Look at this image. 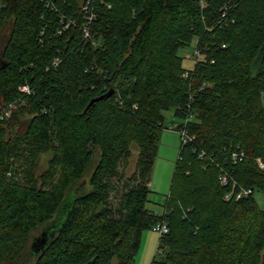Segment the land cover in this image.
Segmentation results:
<instances>
[{"label":"trees","instance_id":"1","mask_svg":"<svg viewBox=\"0 0 264 264\" xmlns=\"http://www.w3.org/2000/svg\"><path fill=\"white\" fill-rule=\"evenodd\" d=\"M263 44L264 0H0V264H133L162 222L153 263L264 264ZM182 127L159 215V135Z\"/></svg>","mask_w":264,"mask_h":264},{"label":"rangeland","instance_id":"2","mask_svg":"<svg viewBox=\"0 0 264 264\" xmlns=\"http://www.w3.org/2000/svg\"><path fill=\"white\" fill-rule=\"evenodd\" d=\"M79 3L82 0H78ZM82 12L84 16L91 17L92 13H88L85 4L82 6ZM195 46L193 43L190 45L180 48L178 54L183 57V66L185 68H192L194 65V60L190 58ZM164 122L166 125H170L173 120L174 125L181 123L182 119L173 117V110L163 111ZM175 121V122H174ZM172 123V124H173ZM180 144V136L177 131L170 128H165L161 130L159 135L158 149L156 158L153 165V170L151 173L149 187L150 192L147 196L148 201L146 206L154 211L156 214H161L164 211V203L166 196L169 191L170 181L173 175L174 164L178 154V147ZM51 156L50 151L42 152L37 161V172L41 173L47 166V160ZM137 156V148L135 145L131 146V156L125 163V172L130 174L134 169ZM253 198L258 207L264 208V191L255 190L253 193ZM40 230L38 229L34 235H38ZM159 239V234L151 228L145 227L140 232L139 246L137 248L136 254L134 256L133 264H160L158 262L153 263L154 254L157 248ZM32 242L30 240L29 244ZM28 244V245H29Z\"/></svg>","mask_w":264,"mask_h":264},{"label":"built area","instance_id":"3","mask_svg":"<svg viewBox=\"0 0 264 264\" xmlns=\"http://www.w3.org/2000/svg\"><path fill=\"white\" fill-rule=\"evenodd\" d=\"M88 19H90V17H88ZM193 56H195L196 58H198L199 51L197 49H195L193 51ZM20 89H21V91H25V92H28L29 91V88H28L27 85L21 86ZM175 131H177V130H175ZM177 132L179 133L180 140L182 142H188L189 140H192L193 139V136H190L183 127L181 129H178ZM242 153L243 152H240L239 155L242 156ZM233 156L236 157V156H238V154H233ZM259 165L262 167V164L260 162H259ZM222 181H224V177H222ZM250 191H251L250 189H241L240 191L236 192L235 197L238 198L241 195H247V194L250 193ZM230 196H231V192L228 193V194H226L225 195V198L226 199H229ZM152 229L154 231H156L159 235H162V234H164V233H166L168 231V227H167V224L165 222L157 223V224L153 225L152 226Z\"/></svg>","mask_w":264,"mask_h":264},{"label":"water","instance_id":"4","mask_svg":"<svg viewBox=\"0 0 264 264\" xmlns=\"http://www.w3.org/2000/svg\"><path fill=\"white\" fill-rule=\"evenodd\" d=\"M263 47H264V44H263ZM111 93V90H109L107 93H105L104 95H101V96H98V97H95L93 99L90 100L89 104L90 105L93 101H96V100H99L100 98L104 97V96H108L109 94ZM43 239H41V244L42 242L44 243V241H42ZM36 245V244H35ZM39 246V245H38ZM37 247V246H36ZM38 251V250H37Z\"/></svg>","mask_w":264,"mask_h":264}]
</instances>
